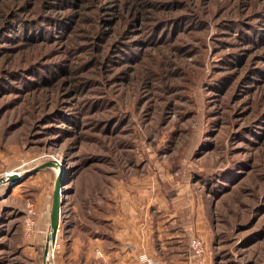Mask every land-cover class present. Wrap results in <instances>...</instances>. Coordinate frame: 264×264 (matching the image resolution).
<instances>
[{
    "label": "rangeland",
    "instance_id": "374dc122",
    "mask_svg": "<svg viewBox=\"0 0 264 264\" xmlns=\"http://www.w3.org/2000/svg\"><path fill=\"white\" fill-rule=\"evenodd\" d=\"M59 174L53 264L122 191L264 264V0H0V264H44Z\"/></svg>",
    "mask_w": 264,
    "mask_h": 264
},
{
    "label": "crops",
    "instance_id": "0c3cea01",
    "mask_svg": "<svg viewBox=\"0 0 264 264\" xmlns=\"http://www.w3.org/2000/svg\"><path fill=\"white\" fill-rule=\"evenodd\" d=\"M134 194L118 192L112 208L100 210L96 223L87 222V227L71 236L69 264H137L142 253L160 264H188V229L183 214L171 213L161 192L155 193L150 202L154 204L145 212L138 193Z\"/></svg>",
    "mask_w": 264,
    "mask_h": 264
},
{
    "label": "built area",
    "instance_id": "2783aa9c",
    "mask_svg": "<svg viewBox=\"0 0 264 264\" xmlns=\"http://www.w3.org/2000/svg\"><path fill=\"white\" fill-rule=\"evenodd\" d=\"M35 211L33 208L28 210V215L26 218V225L28 226V230L31 231L35 224ZM30 234V232H29ZM56 240L54 242H50L49 249V264L52 263V259L54 258V252L56 250ZM100 251L98 250V253ZM206 246L204 240L198 235L193 236L190 240V257L188 264H207L206 263ZM137 264H160V262L153 257L147 255L146 253H142L139 257V262Z\"/></svg>",
    "mask_w": 264,
    "mask_h": 264
},
{
    "label": "water",
    "instance_id": "95a60500",
    "mask_svg": "<svg viewBox=\"0 0 264 264\" xmlns=\"http://www.w3.org/2000/svg\"><path fill=\"white\" fill-rule=\"evenodd\" d=\"M48 164H43L39 166V169L42 167L47 166ZM62 182H61V174H59L56 178L55 187L53 190L52 196V205H51V212H50V231L48 236V242L45 246L44 250V264H49V249H50V242H54L57 237V231L60 226V215H61V206H62Z\"/></svg>",
    "mask_w": 264,
    "mask_h": 264
},
{
    "label": "trees",
    "instance_id": "16d2710c",
    "mask_svg": "<svg viewBox=\"0 0 264 264\" xmlns=\"http://www.w3.org/2000/svg\"><path fill=\"white\" fill-rule=\"evenodd\" d=\"M13 26H14V25H13ZM14 28H15V27H14ZM14 28H13V29H14ZM27 35H28L29 37H31V36L34 35V34H31V33L28 34V33H27ZM29 37H27V38H29ZM114 57H117V56H114ZM116 59H118V58H116ZM43 252H44V251H43ZM42 264H43V260H42Z\"/></svg>",
    "mask_w": 264,
    "mask_h": 264
},
{
    "label": "bare ground",
    "instance_id": "6f19581e",
    "mask_svg": "<svg viewBox=\"0 0 264 264\" xmlns=\"http://www.w3.org/2000/svg\"><path fill=\"white\" fill-rule=\"evenodd\" d=\"M52 243V242H51Z\"/></svg>",
    "mask_w": 264,
    "mask_h": 264
}]
</instances>
